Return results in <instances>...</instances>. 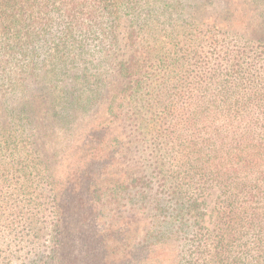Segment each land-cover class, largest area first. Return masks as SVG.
I'll return each mask as SVG.
<instances>
[{"label":"trees","instance_id":"obj_1","mask_svg":"<svg viewBox=\"0 0 264 264\" xmlns=\"http://www.w3.org/2000/svg\"><path fill=\"white\" fill-rule=\"evenodd\" d=\"M8 172L62 264H264V0H0Z\"/></svg>","mask_w":264,"mask_h":264},{"label":"rangeland","instance_id":"obj_2","mask_svg":"<svg viewBox=\"0 0 264 264\" xmlns=\"http://www.w3.org/2000/svg\"><path fill=\"white\" fill-rule=\"evenodd\" d=\"M1 120L3 124L7 123L5 117L1 116ZM26 179L33 180V178L21 177V175L14 172H8L7 174L4 173L3 177L0 174V181L7 183V185L17 193V196L19 195L18 199L24 205L23 209H25V214L30 216V222L33 221L32 227L26 226L28 223L25 220L13 223L19 217H16V211L12 209L6 210L4 208V202L8 198V193L3 194L0 188V207L3 212L5 211L4 213L6 214H4V219L0 221V264H44L48 257H50L49 255L52 244L56 242V228L53 227V222L55 221L53 205L46 203L44 206H38L36 200L39 190L35 187L28 190L27 185H23L26 183ZM28 183L29 182H27V184ZM20 185L22 190L20 189ZM6 192H9L8 188L6 189ZM215 196L216 192L214 193L213 197ZM209 200L210 197L208 198V201ZM27 205H29V208H25ZM113 209L114 211L112 212L111 217L108 218L109 220H112V216L117 214L118 206L114 205ZM75 210H77L78 219L75 222L74 230L82 231L83 237H81V239L86 237L89 239L93 237V239H90V241H82L79 237L75 238V240L66 239L67 242L65 240V246L67 253L69 251V245L79 244L81 248L87 249L89 248L87 243L92 242V240L95 239L94 229L86 224H90L91 221L86 220L83 210H79L77 207ZM77 221H79V223H77ZM103 224L104 223H102L100 227L96 229L99 233L103 232ZM88 231L89 234L87 235ZM115 231L117 232L118 228H116ZM94 246H96L94 252L98 254V251H101L102 253L105 245L102 243L100 245L99 242L94 240ZM109 246L112 248V243H110ZM68 255H65L64 257H68L66 260H68L69 263L73 257ZM50 258H52L49 260L51 264H62V256L56 254ZM77 264H87V262H85L83 253L81 254V260L77 262Z\"/></svg>","mask_w":264,"mask_h":264}]
</instances>
